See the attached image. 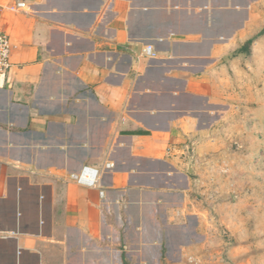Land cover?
<instances>
[{
	"label": "crops",
	"instance_id": "obj_1",
	"mask_svg": "<svg viewBox=\"0 0 264 264\" xmlns=\"http://www.w3.org/2000/svg\"><path fill=\"white\" fill-rule=\"evenodd\" d=\"M261 1L0 0V264H185L198 251L196 163L229 126V56L249 53ZM84 166L98 187L68 179Z\"/></svg>",
	"mask_w": 264,
	"mask_h": 264
},
{
	"label": "rangeland",
	"instance_id": "obj_2",
	"mask_svg": "<svg viewBox=\"0 0 264 264\" xmlns=\"http://www.w3.org/2000/svg\"><path fill=\"white\" fill-rule=\"evenodd\" d=\"M259 11L249 53L229 56L228 86L237 93L229 126L217 152L196 163L191 193L206 212L207 238L185 264H264V0Z\"/></svg>",
	"mask_w": 264,
	"mask_h": 264
},
{
	"label": "built area",
	"instance_id": "obj_3",
	"mask_svg": "<svg viewBox=\"0 0 264 264\" xmlns=\"http://www.w3.org/2000/svg\"><path fill=\"white\" fill-rule=\"evenodd\" d=\"M26 3L17 2L8 7L9 10L21 11L26 8ZM146 56L154 57L153 47L151 45L146 46L144 49ZM11 56V43L9 36L0 31V77L6 76L12 67L10 62ZM113 168L112 163L104 164V170H111ZM68 179L80 186L87 188H96L100 182V170L92 166H84L79 171L69 173ZM100 198H103L104 191H99Z\"/></svg>",
	"mask_w": 264,
	"mask_h": 264
},
{
	"label": "trees",
	"instance_id": "obj_4",
	"mask_svg": "<svg viewBox=\"0 0 264 264\" xmlns=\"http://www.w3.org/2000/svg\"><path fill=\"white\" fill-rule=\"evenodd\" d=\"M251 43H252V40H249L248 42H246V44L244 45V50L245 51H248V48H249V46L251 45Z\"/></svg>",
	"mask_w": 264,
	"mask_h": 264
},
{
	"label": "water",
	"instance_id": "obj_5",
	"mask_svg": "<svg viewBox=\"0 0 264 264\" xmlns=\"http://www.w3.org/2000/svg\"><path fill=\"white\" fill-rule=\"evenodd\" d=\"M187 173H188V174H191L192 172H191V170L189 169V170H187Z\"/></svg>",
	"mask_w": 264,
	"mask_h": 264
}]
</instances>
